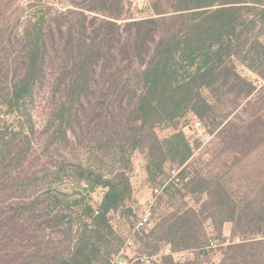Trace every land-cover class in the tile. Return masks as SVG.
I'll return each mask as SVG.
<instances>
[{
	"label": "trees",
	"instance_id": "16d2710c",
	"mask_svg": "<svg viewBox=\"0 0 264 264\" xmlns=\"http://www.w3.org/2000/svg\"><path fill=\"white\" fill-rule=\"evenodd\" d=\"M86 1L73 0L72 8L57 13L59 17L67 11L104 15L102 23L108 27L93 29L94 36L87 34L84 24L55 25L48 6L40 12L33 9L16 34L19 47L3 104L9 113L24 118L21 127L30 132L34 124L27 109L37 91L46 84L52 92L61 93L60 104L48 121L57 124L54 136L63 141L70 134L77 138L81 110L97 113L98 120L105 122L104 129L110 131L106 140L111 147V172L64 165L65 174L88 187L73 192L48 189L19 203L12 215L0 221L5 264H109L121 247L111 215L121 208L124 213L136 212L130 179L133 153L146 152V171L153 182L164 177L167 162L184 172L195 147L179 128L181 120L191 113L211 126V133H233L236 108L217 117L216 102L223 95H234L239 103L257 89L239 73L236 61L264 78V0H152L153 15L123 25L118 21L123 19L124 0ZM52 51L60 54L57 61L52 60ZM160 126L175 132L160 139L156 133ZM17 135L14 132L1 140L3 158L12 154ZM103 139L104 134L97 138L100 145ZM26 152L20 149L9 162L18 164ZM185 184L191 193L215 201L205 218H211L219 234L230 221L234 233L243 236L237 243L213 238L225 247L219 264H264V237H246L248 230L262 232L249 228L264 218V200L247 208L227 204L230 197L223 184L216 182L210 188L201 174L192 175ZM96 188L105 192L95 207L86 194ZM177 214L158 223L143 239L140 258L148 264H207L202 258L212 237L206 236L202 212L190 208ZM36 220L41 221L33 231L31 224ZM63 225L70 232L61 240L67 244L66 252L53 250L44 234L45 228ZM75 225L78 229L72 234ZM187 251L182 261L176 260L175 253Z\"/></svg>",
	"mask_w": 264,
	"mask_h": 264
},
{
	"label": "rangeland",
	"instance_id": "374dc122",
	"mask_svg": "<svg viewBox=\"0 0 264 264\" xmlns=\"http://www.w3.org/2000/svg\"><path fill=\"white\" fill-rule=\"evenodd\" d=\"M73 0H43L41 4L37 0H0V142L5 136L18 132L12 143V154L3 158L0 154V221L4 222L15 212L19 203L30 201L38 194L48 189H57L65 192L81 191L82 182L69 174H65L62 166L70 164H82L85 167L100 168L105 173L111 172V147L106 140L109 134L104 129V124L96 117L97 113L89 110H81L79 117L82 119V127L77 129L78 136L73 138L70 134L68 141H63L54 136L56 123L48 121L51 113L58 108L62 94L54 93L49 86H42L36 93L35 99L28 105L33 124V131H26L21 127L24 121L22 116L11 114L7 111L3 101L8 93L10 73L14 55L19 47L16 34L21 31L23 23L34 10L41 11L42 6H48L54 23L73 24L80 27L85 25L87 34L94 36L92 32L104 31L108 27L102 23L104 15L85 11V16L75 13H65L59 17L58 11H66L72 8ZM87 3L86 0H76ZM123 19L118 23L122 25L133 19L146 18L153 15L152 0L133 2L124 0ZM93 17H97L92 19ZM69 24V25H70ZM123 31V27L120 29ZM92 32V33H91ZM123 35H126L123 33ZM264 40V36H262ZM52 60L57 61V51H52ZM239 73L252 82L256 87L254 95L243 99L238 103V97L223 95L216 102L214 112L220 117L228 111L236 108L234 126L222 135L211 133V126L202 121L203 127L196 129L193 124V115L188 114L181 120L179 128L185 131L187 138L193 143L195 152L185 171L184 183L178 187L168 185V190L160 196L155 208V222L173 218V215L184 213L187 209L199 210L207 237L225 238L226 242L237 243L242 235L234 233V223L225 222L222 232L219 234L213 226L211 218L205 216L213 209L215 201H211L205 194L191 193L186 186V181L192 175L201 174L205 177L207 185L212 188L216 182H221L227 190L229 197L227 204L237 207H254L260 200H264V78L250 70L241 61H236ZM250 101V102H248ZM97 112V111H96ZM107 115V114H105ZM104 116V115H103ZM108 116V115H107ZM104 117L108 121V117ZM94 119V120H93ZM110 127V124L108 128ZM109 131V132H108ZM175 130L172 127H157L156 133L160 139L171 136ZM238 133V134H237ZM104 134L102 144L97 138ZM28 136V138H27ZM27 150L25 156L18 164L12 165L9 161L15 152ZM132 170L130 179L134 189L133 214L124 213L121 208L111 215L116 224L115 233L120 237V250L125 247L127 264H148L140 251L143 247V239L151 232L135 230L137 212L151 193V188L160 184V180H150L147 171V154L143 150H136L132 156ZM11 164V165H10ZM177 166L172 162L165 164L166 170ZM166 174L164 175V177ZM163 177V178H164ZM103 188H96L86 194L93 206L99 205L104 195ZM19 209V208H18ZM177 214V215H178ZM41 220L33 222V231ZM155 226V227H156ZM78 225L74 226L72 234H75ZM249 229H262V232L252 233L248 230L246 237H264V218L254 222ZM70 232L66 226L59 228H45V237L52 241V249L66 252V235ZM1 242H3V237ZM131 239L132 244L127 245ZM116 245V244H115ZM225 247L217 241L216 246L210 247L202 258L207 264H219L223 258ZM6 251L0 252V264L6 262ZM111 264V262L109 263Z\"/></svg>",
	"mask_w": 264,
	"mask_h": 264
},
{
	"label": "built area",
	"instance_id": "2783aa9c",
	"mask_svg": "<svg viewBox=\"0 0 264 264\" xmlns=\"http://www.w3.org/2000/svg\"><path fill=\"white\" fill-rule=\"evenodd\" d=\"M131 1L141 2L142 0H131ZM193 124H194V127L198 130L203 127L202 121L196 115H193ZM181 170H182V167H179V166H174L166 170V176L164 178L159 179L160 184H158L157 186H153L151 188L150 195L147 197L144 204L142 205L140 210L137 212L135 230L144 231L146 233H149L155 228L156 222H155V212L154 211H155V206L159 200V197L161 196L164 189L169 184L180 185L182 183ZM82 185L86 188L88 187V184L84 181H82ZM111 224L114 227H116V224L114 223L112 219H111ZM131 244H132V240L129 239L127 241V245H131ZM216 244H217L216 240L210 239L209 245L207 246V248L216 246ZM167 252H170V250L168 249ZM186 253H189V252L187 251V252H182V253H175L176 260L182 261ZM125 254H126L125 247H123L121 250H119V252L116 255L113 256V258L111 259V264H127ZM156 258L157 257H155L154 259Z\"/></svg>",
	"mask_w": 264,
	"mask_h": 264
}]
</instances>
